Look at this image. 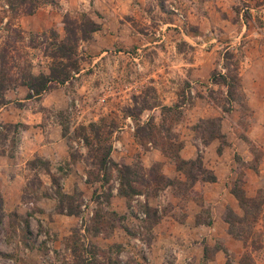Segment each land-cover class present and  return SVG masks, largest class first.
I'll use <instances>...</instances> for the list:
<instances>
[{"label":"rangeland","instance_id":"374dc122","mask_svg":"<svg viewBox=\"0 0 264 264\" xmlns=\"http://www.w3.org/2000/svg\"><path fill=\"white\" fill-rule=\"evenodd\" d=\"M244 1L0 0V80L15 89L26 75L63 71L58 61L65 66L66 81L83 107L71 112L48 108L44 115L63 126L72 159L84 163L88 182L67 194L60 171L50 172L41 159L29 161L22 178L23 209L5 210L0 193V264H39L36 253L23 259L37 248L44 252V264L146 263L152 229L162 214L132 191L158 194L168 182L158 166H119L111 160L113 133L127 117L133 118L143 148L154 147L182 167L188 179L176 180L174 188L188 199L186 204L194 199L203 206L198 223H208L213 211L224 217L214 235H203L198 264H237L235 258L238 264H264V29L248 18L251 23L243 30L239 12ZM38 12L45 16L40 20L54 26L31 31L27 21ZM53 44L76 47V69L68 58H52ZM138 50L137 62L132 56ZM85 84L91 89L87 97L79 93ZM5 93L0 89V103ZM19 129L0 120V154L13 153ZM184 142L195 156L188 162L179 159ZM222 157L231 160V194L238 203L215 211L209 198L205 204L190 189L197 176H212ZM117 182L129 208H135L137 227L129 238L103 242L95 235L101 230L109 235L126 219L111 208L110 188ZM101 188L107 190L99 193ZM45 196L55 199V219L69 216L73 222H61L57 229L51 224L54 217L43 219L36 203ZM165 207V214L183 219L174 203Z\"/></svg>","mask_w":264,"mask_h":264},{"label":"crops","instance_id":"0c3cea01","mask_svg":"<svg viewBox=\"0 0 264 264\" xmlns=\"http://www.w3.org/2000/svg\"><path fill=\"white\" fill-rule=\"evenodd\" d=\"M41 17L45 16L40 12L31 15L27 21V23L30 22L28 28L31 31H41L54 26V24L47 20H40ZM103 31L107 33V29ZM103 31L101 32L103 33ZM39 73L48 75L45 69ZM70 85V82H66L59 86H54L39 96L34 95L24 85L10 89L5 93L6 103L0 108V120L4 123L19 124L20 128L18 142L13 153L6 152L0 154V176L3 177V181H0V193L3 197V207L5 210L13 211L23 209L24 205L20 201L22 189L24 188L22 178L27 174L26 167L28 162L34 159H41L48 162L50 164L49 168H51L50 172L52 173L57 171L61 172L62 190L67 194H73L88 185L86 167L81 160L73 161L71 141L65 135L63 126L58 121H49L44 115V110L48 108L65 109V111L70 112V109L73 108L76 102ZM79 88V93L83 96H88L91 90L87 84ZM124 123L123 120L118 130L113 133L111 160L119 166L122 164L130 166L136 162L145 168L158 166L163 177L168 182L165 188L158 191V194H141L139 193L141 192L140 189L137 190V194H134L136 197L143 199L145 206L157 209L162 214L161 219L154 224L152 229L154 243L145 255L144 260L146 263H140L179 264L176 260L180 261L182 259V264H198L201 256L198 258L197 253L199 246L205 240V236L203 235L208 236L209 232L214 235L215 230L219 226V228H222V224L225 223L224 217L220 211L216 212V214L213 211L208 223H198L197 217L203 209V206L194 199H189L186 204L185 200L188 199L181 193L176 194V188H174L176 180L186 181L188 179L183 169L177 165L176 160L164 155L156 148H143L137 142L135 123L134 131L126 128ZM184 144L185 146L181 150L179 159L183 162H188L194 159L195 156L193 153L189 154L187 152L189 149L188 143L184 142ZM217 161L216 169H212L216 180L213 182L204 181L202 177L199 178L197 176L193 182L195 183L193 188L190 189L203 198L205 204L209 198V203L211 205V201L213 202L212 206L215 211L229 207L230 203L232 206H235L238 201V197L235 194H231V173L229 174L231 160L228 157H222L218 158ZM63 165H67L68 168L62 170L61 166ZM201 182L202 184L200 185ZM45 184L48 185V182L46 181ZM118 186L119 183L117 182L115 184L116 188H110V192L113 195L111 198V208L116 210L120 215L126 216V219L125 221L122 220V224L119 227H115L116 229H113L109 235L103 233V230L95 235V237H102L103 239L101 241L103 242L113 243L122 238L126 239V236L129 238L131 236L129 233L137 227L136 214L133 212L135 208L132 207V210L129 208L126 198H124L125 195L120 193ZM102 190H107V188H101L99 193ZM54 200L53 197L45 196L43 200L36 203L43 219H52L51 217L56 216L53 211L54 207H52V205L54 206ZM178 202H182L183 205ZM170 203L175 204L178 213L181 212V215H183L182 220L178 219L174 213L165 214L164 211H161L162 207L168 206ZM71 219L69 216L58 218V220L54 217L51 220V224L53 227H62L63 222L66 224L73 222ZM76 221L84 225L82 220L76 219ZM61 222L62 224L60 225ZM124 223H126V227ZM200 228H203V230H200ZM197 239H201V242H198L199 240ZM178 240L182 245L176 243ZM28 252H25V255H23L24 260H27L29 256L36 253L39 264H44L45 255L42 250L37 248L36 250L34 249ZM227 252L232 254L230 250H227ZM172 253H175L177 258L174 259ZM135 256L138 257L140 255L135 254ZM169 259L170 261L174 260L173 263L169 262ZM233 260L238 264L239 260L237 258Z\"/></svg>","mask_w":264,"mask_h":264},{"label":"trees","instance_id":"16d2710c","mask_svg":"<svg viewBox=\"0 0 264 264\" xmlns=\"http://www.w3.org/2000/svg\"><path fill=\"white\" fill-rule=\"evenodd\" d=\"M55 48V53H53L52 58L53 59H61V58H68L69 60H72L71 64L69 66L72 69H76L75 65V55L77 54V49L75 46L72 45H59V44H53L52 45ZM56 66L62 67L63 71H56V69L53 68L51 75H44L40 74L38 76H35L33 74H30L29 76L26 75V80L22 82V85L27 86L34 95H42V93H45L47 90H49L52 86V84H64L66 80L69 78V72H66L65 66L61 62H56ZM58 74V75H57ZM57 75V76H56ZM9 85H5L4 81L0 80V89L2 92H7L11 89ZM6 99H2L0 105L5 104ZM104 163V162H103ZM180 168H182L180 166ZM215 177L212 174L209 178L204 181L213 182L215 181ZM133 195L137 194L138 191L134 190L132 191Z\"/></svg>","mask_w":264,"mask_h":264},{"label":"built area","instance_id":"2783aa9c","mask_svg":"<svg viewBox=\"0 0 264 264\" xmlns=\"http://www.w3.org/2000/svg\"><path fill=\"white\" fill-rule=\"evenodd\" d=\"M244 1V0H243ZM4 7L8 8V5H4ZM248 18L251 19V21H259V23L262 25V30L264 29V0H253V2L251 1H244V2H241L240 3V12H239V22L241 24H243V30L246 29V26L247 24H250L251 21H248ZM248 21V23H247ZM112 51H105V54H109L111 53ZM116 53V52H115ZM121 54V52H119ZM140 53L141 51L138 50V53L135 54L133 57V59L135 61H139V58H140ZM103 54V56L105 55ZM128 55H130V53H128ZM82 71H80V73H75V75L73 76V78H78L80 77ZM73 80V79H71ZM67 83L70 82L69 81H66ZM65 82V83H66ZM71 83V82H70ZM121 94V92L119 93ZM117 95V94H116ZM75 106L77 108L79 107H83L81 105V103H79V101H76L75 104L73 105V107L75 108ZM74 108H71L70 109V112L71 111H74ZM124 124H125V127L126 128H129L131 131H134L135 130V126H134V121L132 119V117H127L125 120H124Z\"/></svg>","mask_w":264,"mask_h":264}]
</instances>
